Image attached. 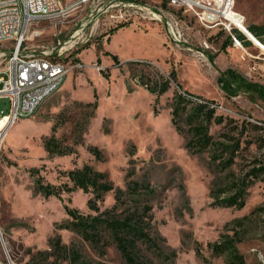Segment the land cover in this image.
<instances>
[{"label":"rangeland","instance_id":"1","mask_svg":"<svg viewBox=\"0 0 264 264\" xmlns=\"http://www.w3.org/2000/svg\"><path fill=\"white\" fill-rule=\"evenodd\" d=\"M81 1L67 18L36 24L41 35L28 41L29 54L45 57L68 46L63 58L70 70L33 115L0 133V264H70L76 252L79 263L128 264L110 231L91 243L63 227L71 220L65 205L85 215L113 208L114 218L135 219L150 236L131 250L138 264H230L228 253L209 245L225 240L235 242L244 264H264V176L251 184L242 208L214 203L264 158V99L243 89L229 94L219 84L221 72L233 68L264 85V43L239 38L251 41L249 25L264 30V0H235L242 20L230 29L205 25L191 10L178 12L187 38L180 46L162 24L109 22L106 0H60ZM166 79L170 87L161 95L143 84ZM184 90L217 104L224 119L209 125L215 141H240L226 169L214 165L210 148L186 147L193 104L185 105L179 130L172 122L174 98ZM10 109L9 98L0 97V118ZM53 134L70 154H49L44 141ZM85 164L106 173L113 189L100 197L77 188L61 199L40 191L38 180L72 186L69 171ZM120 237L129 244L131 235ZM58 238L65 248L55 244Z\"/></svg>","mask_w":264,"mask_h":264},{"label":"trees","instance_id":"2","mask_svg":"<svg viewBox=\"0 0 264 264\" xmlns=\"http://www.w3.org/2000/svg\"><path fill=\"white\" fill-rule=\"evenodd\" d=\"M182 12V10H181ZM120 26V25H119ZM260 41L264 43L262 35L264 30H260L259 27L249 25L247 27ZM239 38L246 42L251 43L247 37L239 33ZM233 43V40L229 44ZM116 63H119V57L117 55H112ZM66 61V58L63 59ZM141 61H130V63H139ZM106 77L108 75L104 74ZM171 78L176 80L175 73ZM137 82H141L139 77H135ZM170 80L166 79L162 82H158L155 87H151L148 82H143L146 87L158 95L168 91L170 87ZM219 84L227 93L237 94L239 90L243 89L248 91L255 96H259L264 99V85L258 82L247 80L241 73L237 72L233 68H228L221 72L219 77ZM180 86V85H179ZM159 96H157V100ZM193 104L190 111L186 113V117L189 118V124L192 131V137L187 141L186 147L192 153H200L202 151L210 148L212 150L211 159L214 165L219 169H226L231 166L232 162L235 160L237 150L240 148V141H236L235 145H230L225 142L215 141L214 137L210 133V127L212 121L222 122L224 117L217 116V104L214 100L203 99L200 96L194 95L189 91H181L177 93L173 102L172 109V122L176 126L177 130L180 129L178 119L184 114L185 105ZM90 104V103H88ZM97 107V103L94 104V109ZM88 120V119H87ZM86 120V121H87ZM54 129H57L54 126ZM45 148L49 154L66 155L70 154L72 151L65 150L58 142L57 137L53 134L44 141ZM255 166L247 171L242 177L235 180L233 186L230 187V194L226 197L218 198L214 201L215 204L223 207H237L242 208L245 205V199L251 184L264 176V158L257 160ZM68 176L73 182L70 186L68 183L63 185H52L44 184L38 180V187L45 196H56L62 198V193L64 191H73L77 188L82 189L85 192H91L97 196H102L104 193L113 189V185L107 180L106 173L102 171L95 170L92 166L85 164L82 167L75 168L69 171ZM138 184V183H137ZM223 192H227L224 190ZM66 213L71 217L68 223H65L63 227L68 229H74L79 232L85 239L91 243L97 242V235L101 234V230H108L111 236L117 242L118 247L122 251L128 264H138L135 260V256L132 253V249L135 248L137 241L142 240L148 242L150 236L141 230L138 222L131 217H126L123 219L114 218L111 213L114 211L113 208L105 210L104 212L97 215H85L81 213L78 209L65 205ZM107 214V216L105 215ZM131 235V239L128 242L124 241L123 237H120L121 232ZM57 246L65 248V245L61 243L60 238L56 240ZM214 252L218 254L228 253L231 257L230 264H244V256L239 252V249L234 241L225 240L222 242H216L209 244ZM46 255H50L48 251H45ZM198 252V251H197ZM200 256L201 254L198 253ZM81 256L78 252L73 253L72 262L70 264H87L79 263Z\"/></svg>","mask_w":264,"mask_h":264},{"label":"built area","instance_id":"3","mask_svg":"<svg viewBox=\"0 0 264 264\" xmlns=\"http://www.w3.org/2000/svg\"><path fill=\"white\" fill-rule=\"evenodd\" d=\"M6 1L8 8H0V97L9 98L11 103L10 112L2 118L15 123L18 117L33 115L39 109V98L60 84L61 77L70 70L63 60L69 50L66 45L50 54V60L22 61V52H29L28 41L41 35L35 25L52 19L53 11H61V17L67 18L82 1L69 5L54 3V0ZM9 2H16V9H9ZM105 3L104 13L109 22L123 23L139 18L162 24L177 46L187 42L178 18L181 10L194 11L205 25L222 24L228 29L236 26L230 16L235 0H106ZM196 55L199 59L205 58L203 51H197Z\"/></svg>","mask_w":264,"mask_h":264},{"label":"bare ground","instance_id":"4","mask_svg":"<svg viewBox=\"0 0 264 264\" xmlns=\"http://www.w3.org/2000/svg\"><path fill=\"white\" fill-rule=\"evenodd\" d=\"M54 3H61L60 0H54ZM0 8H8V1L6 0H0ZM9 9H16V2H9ZM61 14V11H53V17ZM230 16L232 17L235 24H241L240 21L242 20L236 12H230ZM46 56L50 57V54H46ZM48 57L42 56L41 54L34 55L29 54V52H22V61H33V62H40L42 60H50ZM68 74V71L66 74H64L63 77L60 79V84L55 85L53 88L48 89V92H45L44 95L39 98V107L42 105V103L50 97L54 92H56L60 86L64 83V80ZM24 117H18L16 119H22ZM12 125V122L8 120V118H2L0 119V133L4 132L7 127Z\"/></svg>","mask_w":264,"mask_h":264},{"label":"water","instance_id":"5","mask_svg":"<svg viewBox=\"0 0 264 264\" xmlns=\"http://www.w3.org/2000/svg\"><path fill=\"white\" fill-rule=\"evenodd\" d=\"M247 31H248V33H249V35L251 36V38L252 39H250V37H248L251 41H256V42H258V43H260L261 44V42H260V40L249 30V29H246ZM247 35V34H246ZM248 36V35H247ZM262 45V44H261Z\"/></svg>","mask_w":264,"mask_h":264}]
</instances>
